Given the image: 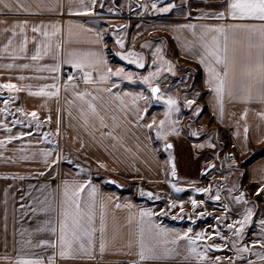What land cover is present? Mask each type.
Here are the masks:
<instances>
[{"label":"crops","instance_id":"0c3cea01","mask_svg":"<svg viewBox=\"0 0 264 264\" xmlns=\"http://www.w3.org/2000/svg\"><path fill=\"white\" fill-rule=\"evenodd\" d=\"M228 2L4 0L0 264H264V95L225 89L218 98L209 69L222 75L223 67L208 54L219 45L223 56L227 36L229 49L246 59L242 28L264 21L233 18ZM215 28L225 31H209ZM129 53L143 67L122 58ZM180 63L197 69L186 90L168 86ZM109 69L123 71L115 76ZM70 72L80 80L65 81ZM41 90L55 95L31 94ZM43 153L51 154L46 161ZM108 180L138 185L139 193ZM66 185L85 186L78 240ZM142 211L163 230L156 257L143 261ZM143 226L147 233L149 223ZM69 242L72 250L62 257ZM152 242L146 234L145 243Z\"/></svg>","mask_w":264,"mask_h":264},{"label":"snow or ice","instance_id":"6c2138e0","mask_svg":"<svg viewBox=\"0 0 264 264\" xmlns=\"http://www.w3.org/2000/svg\"><path fill=\"white\" fill-rule=\"evenodd\" d=\"M19 2V0H17ZM0 5H2L5 8H8L9 5L4 3V0H0ZM228 9H229V15H231L233 18H240V19H258L260 21H264V0H229L228 2ZM167 10V9H165ZM223 15V14H221ZM34 32L39 31L38 28L33 29ZM209 31H214L217 33H224L223 28H215V29H209ZM243 33L245 34L248 42V56L246 59H242L236 52V50L229 49L228 47V37L225 36V45L223 49V56L220 55V48L219 45H217L216 49L214 51H209V55L214 59L215 64L218 66L223 67V74L221 75L220 72L216 71L214 68L209 69L210 73V84L213 85V91L217 94V97H221L225 91V89L228 90L229 95H231L234 91H241L248 93L249 95L252 93L253 90L259 91L262 95H264V25H261L259 28L256 27H244L242 28ZM258 34V39L255 37ZM47 35V33H45ZM215 39V38H214ZM121 47L123 45L121 44ZM256 49V52L253 53L251 50ZM134 53H129L128 56L122 57L123 59H128L129 62H135L137 63L138 67H143V63L141 60L133 61L130 59L132 56H134ZM38 56H33L32 59H37ZM142 59V58H141ZM99 63V62H98ZM76 67H80L79 64L76 65ZM122 69L117 70L116 72H111V69H109V74L120 76L122 74ZM156 74H153V76ZM90 74H85V82H90L89 79ZM150 77L144 78V83H149L151 80ZM101 80H107V75L102 76ZM3 88L8 89L9 91L16 88L13 84H5L2 85ZM152 95L155 98L157 97V94L159 93L158 88H152ZM32 95H55V93H45L43 90H41L38 93H31ZM82 98V97H81ZM166 104L169 105V110L171 111L173 106L175 105V101L172 100L170 97L165 101ZM192 101H188V104L191 105ZM90 108H92L91 105H89ZM92 111L95 112V109L92 108ZM166 117L168 116V113L165 114ZM31 116L36 118V113H31ZM140 119H144L143 116L140 117ZM164 121L160 122V127L163 128ZM39 127V125H37ZM147 127L151 128L152 125L149 124ZM160 134L158 133V136ZM166 147L171 148V145H167ZM45 157V161L47 160V157L51 155L50 153H43ZM173 175H175V172H173ZM85 186H65L64 195L67 198L68 201H70L72 204L75 205V215L71 217V230H72V236L73 240H78V231L81 228V220L83 219V213L80 211V201H79V194L80 192L84 191ZM176 191H180V189H176ZM95 189L92 190L91 195L94 196ZM151 196V194H148ZM219 197H217L218 199ZM193 208L196 207V201H192ZM117 207H120L117 205ZM66 216H68V213H65ZM152 213L144 212L142 211L140 213L141 217V228H140V252L139 256L140 259L146 260V259H152L156 257V254L158 252V236L163 231L159 228L158 225H151L150 221H145L144 218L150 217ZM89 222L91 221V215L89 213L88 215ZM248 218H245V221ZM149 223V228L146 230L144 228L145 223ZM243 224V222H241ZM229 227H232L231 225ZM152 228L156 229V232H152ZM242 231V227L240 229H236L237 234H239ZM64 232H65V223L61 222V244L64 245ZM147 234V239L149 241H153L152 243H145V237ZM199 238V237H198ZM89 238V243H90ZM81 250H83V245L80 246ZM71 242L68 243V251H62L61 256L64 257L66 255H69L71 252ZM104 250L103 243L101 244V252ZM247 249H243V251H246ZM194 251V249H193ZM203 258V257H202ZM21 264H32L30 261H23Z\"/></svg>","mask_w":264,"mask_h":264},{"label":"rangeland","instance_id":"374dc122","mask_svg":"<svg viewBox=\"0 0 264 264\" xmlns=\"http://www.w3.org/2000/svg\"><path fill=\"white\" fill-rule=\"evenodd\" d=\"M179 70L180 71H179L178 78H175V79L171 80L170 83L168 84V86H170L173 82H175V80H177V81L180 82V85H175L173 87L174 88L177 87L180 90H186V89L189 88L191 80H193V79L196 80L197 69L192 64H188L187 65V63H180ZM188 73H191V76H189ZM181 86H184L186 89H182ZM132 186H136L137 192L135 194L138 195V193H139L138 192V188H139L138 185H134V184H124V185H122V189H127V188H130ZM126 193H130V192L127 191ZM130 194H133V193H130ZM231 209H233V208H229V210H231ZM223 218L224 217L220 216V218L217 219V220L219 221L220 219H223Z\"/></svg>","mask_w":264,"mask_h":264},{"label":"built area","instance_id":"2783aa9c","mask_svg":"<svg viewBox=\"0 0 264 264\" xmlns=\"http://www.w3.org/2000/svg\"><path fill=\"white\" fill-rule=\"evenodd\" d=\"M171 1H174V0H148L149 4L152 6V7H160L166 3H169ZM63 79L65 81H78L80 80V75L76 72H70L68 74H64L63 76ZM175 85H180V82L175 80V82H173L170 87H173ZM182 89H186L184 86H181ZM122 191L124 193H126L127 191L130 192V193H133L135 194L137 192V188L136 186H132L130 188H127V189H122Z\"/></svg>","mask_w":264,"mask_h":264},{"label":"water","instance_id":"95a60500","mask_svg":"<svg viewBox=\"0 0 264 264\" xmlns=\"http://www.w3.org/2000/svg\"><path fill=\"white\" fill-rule=\"evenodd\" d=\"M153 88H157V87H153ZM153 96V95H152ZM155 98V97H154ZM107 185H109V186H113V187H118V188H120L121 189V187L120 186H118V185H116L112 180H108L107 182ZM141 192L142 193H144V194H146V195H148L150 192H148V191H142L141 190ZM151 194V193H150ZM149 196V195H148Z\"/></svg>","mask_w":264,"mask_h":264}]
</instances>
